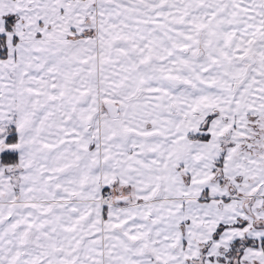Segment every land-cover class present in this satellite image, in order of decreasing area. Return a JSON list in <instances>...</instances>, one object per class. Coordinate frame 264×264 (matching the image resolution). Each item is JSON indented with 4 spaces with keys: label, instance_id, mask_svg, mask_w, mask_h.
I'll return each mask as SVG.
<instances>
[{
    "label": "snow or ice",
    "instance_id": "obj_1",
    "mask_svg": "<svg viewBox=\"0 0 264 264\" xmlns=\"http://www.w3.org/2000/svg\"><path fill=\"white\" fill-rule=\"evenodd\" d=\"M0 264H264V0H0Z\"/></svg>",
    "mask_w": 264,
    "mask_h": 264
}]
</instances>
